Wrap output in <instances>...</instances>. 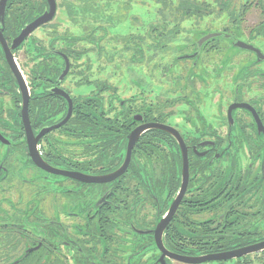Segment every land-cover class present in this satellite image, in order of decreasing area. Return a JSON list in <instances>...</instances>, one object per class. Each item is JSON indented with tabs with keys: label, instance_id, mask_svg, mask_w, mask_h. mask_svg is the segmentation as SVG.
I'll return each instance as SVG.
<instances>
[{
	"label": "flooded vegetation",
	"instance_id": "obj_1",
	"mask_svg": "<svg viewBox=\"0 0 264 264\" xmlns=\"http://www.w3.org/2000/svg\"><path fill=\"white\" fill-rule=\"evenodd\" d=\"M44 1L30 19L26 1L8 0L0 17V248L10 263L264 264V8L247 31L189 27L161 48L139 45L150 24L120 37L136 40L124 50L103 26L58 21L55 0L54 17L12 48ZM211 32L229 37L198 46Z\"/></svg>",
	"mask_w": 264,
	"mask_h": 264
},
{
	"label": "trees",
	"instance_id": "obj_2",
	"mask_svg": "<svg viewBox=\"0 0 264 264\" xmlns=\"http://www.w3.org/2000/svg\"><path fill=\"white\" fill-rule=\"evenodd\" d=\"M15 0H12L13 7L16 6ZM26 1V7L30 10L33 18L37 12H41L45 7L44 0ZM61 6L65 8V14L68 17H74L76 21L83 23L91 22L93 26L101 27L99 21L94 19L95 14H98L99 8L108 7L114 8L117 13L123 14L124 11L132 7V5L145 6L149 11H154V16L150 24L155 25L149 30L154 35L149 40L139 39V45L150 46L153 48H161L166 42L181 37L185 31L184 25L197 28L203 23L219 21L222 23L241 24L243 17L249 10L251 5L264 8V0H60ZM32 10L35 14L32 13ZM30 16V14H29ZM215 18V20H213ZM12 23V22H11ZM80 23V22H79ZM206 25V26H209ZM205 33V32H200ZM134 35L125 38L124 50L127 49L128 40H132L131 47L135 49L136 40ZM3 243V242H2ZM3 246V245H2ZM34 254V253H32ZM32 257V258H31ZM12 258L6 255L4 246L0 248V264H11ZM36 255L34 254L24 257L18 264H36Z\"/></svg>",
	"mask_w": 264,
	"mask_h": 264
},
{
	"label": "rangeland",
	"instance_id": "obj_3",
	"mask_svg": "<svg viewBox=\"0 0 264 264\" xmlns=\"http://www.w3.org/2000/svg\"><path fill=\"white\" fill-rule=\"evenodd\" d=\"M117 1V0H115ZM58 8H59V12H58V21H67L66 15H65V8H63L61 6V1L58 0ZM153 10V9H152ZM149 11L148 9L145 8V6H140V5H132L131 8H129L128 10L124 11L123 14H119L116 12V10L114 8L108 7L103 9V7L101 6L99 8V12L98 14H95L94 19L99 21V24L103 26L102 29H96L98 32H104V41H106L108 44H118L117 39H119L122 36H126L129 34H134V35H139L142 34V32L144 31L145 28H147L148 25H150V23L152 22L154 16H153V12L154 11ZM68 17V16H67ZM71 24H74L75 28L81 27V30L86 31V27H82L83 22L79 21L80 23H82V25L77 22L74 17H69ZM262 19L261 15H260V11L259 8L256 5H251V7H249V10L246 12V14L243 17V29L245 31H247L250 27H252L253 25H256L257 23L260 22V20ZM213 20H215V18H213ZM86 26H90V28L92 29L93 24L91 22L85 23ZM209 25L208 22L203 23L201 26H197V31L199 32H207L208 30L212 29H218L221 28L224 23L219 22V21H215L212 22L211 25ZM185 30L181 36L185 38V35L188 34V28L190 27L189 25L183 26ZM95 31L92 32V34H94ZM96 35H98L99 33H95ZM194 34H196L195 32H192L193 36ZM195 39V37H194ZM125 38H120L118 41L120 44H124L125 42ZM104 44V43H103ZM261 46L264 49V43H260ZM234 54L233 51L231 53H229V55ZM228 55V56H229ZM51 261V260H50ZM50 264V263H49ZM207 264H211V263H207ZM215 264V263H213Z\"/></svg>",
	"mask_w": 264,
	"mask_h": 264
},
{
	"label": "water",
	"instance_id": "obj_4",
	"mask_svg": "<svg viewBox=\"0 0 264 264\" xmlns=\"http://www.w3.org/2000/svg\"><path fill=\"white\" fill-rule=\"evenodd\" d=\"M8 0H0V17H3L4 15V10L6 7V2ZM47 3V9L42 13V15H40L38 18H36L34 21H32L31 23H29L28 25H26L20 32V34L13 40V45L12 48H15L16 46H18L35 28H37L38 26L45 24L47 22H49L55 15L56 12V1L55 0H46ZM2 21V20H1ZM220 36H223L224 38H228L229 36L227 35H223L220 32H211V33H207L204 36H202L199 40H198V46H201L204 42L209 41L211 39H215L218 38ZM236 46L242 49H246V48H251L253 49L251 46H248L247 44L241 42V41H237ZM7 58H11V55L8 51L7 53ZM12 68L14 69L13 63H12ZM15 70V69H14ZM152 128H159V126H152ZM140 131L139 130H135L134 132H132L129 136V145H128V150H127V154L129 155V151H130V146L131 144L134 142V140H136V138L139 136ZM49 172H52L50 170H48ZM52 173H57V174H63L65 176H71L73 178L85 181V182H91L92 179L90 178H83L80 177L76 174H67L65 172H57V171H53ZM119 173L116 172L114 173L111 177L108 178V180L115 178ZM186 185V179H183L182 182V187H181V191H180V195L182 194L183 190H184V186ZM178 199L176 200L177 203ZM166 220V219H165ZM163 220V222L165 221ZM166 222V221H165ZM255 249L246 251V252H252ZM243 254V253H242ZM239 254V255H242ZM238 255V256H239ZM172 257L178 259V260H183L181 257L175 256L173 255ZM209 260L208 258H191L188 260H184L186 263H200L203 261Z\"/></svg>",
	"mask_w": 264,
	"mask_h": 264
}]
</instances>
